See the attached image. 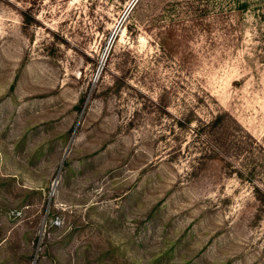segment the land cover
I'll return each instance as SVG.
<instances>
[{"label": "rangeland", "instance_id": "rangeland-1", "mask_svg": "<svg viewBox=\"0 0 264 264\" xmlns=\"http://www.w3.org/2000/svg\"><path fill=\"white\" fill-rule=\"evenodd\" d=\"M255 184L264 0H0V264H264Z\"/></svg>", "mask_w": 264, "mask_h": 264}, {"label": "trees", "instance_id": "trees-1", "mask_svg": "<svg viewBox=\"0 0 264 264\" xmlns=\"http://www.w3.org/2000/svg\"><path fill=\"white\" fill-rule=\"evenodd\" d=\"M23 15L25 17V21L29 22L27 13L23 12ZM227 117L232 119L230 114L227 111H224L218 112L210 120H202L200 118H196L199 121V124L196 127L197 134H199L200 137H203V140L206 142L208 147H211L209 149H212L216 155H220V153H222L223 151H230L232 149L234 150V147H236L239 154L237 153L235 156H233L234 158L240 157V159H242L241 157H245L246 153H249L250 155L252 153L257 154L255 155V157L257 158L258 153L263 150V147L261 145H258L259 143L250 134L247 136L237 135L236 131L232 130L231 126L229 125ZM194 120L195 118L193 114H187L184 118H182V120L179 121V124L182 126L189 125ZM233 121L235 120L233 119ZM254 144L257 148H254ZM255 149H258V151L254 152ZM247 170L248 169H245V166L236 168V172L238 173V175L242 178H245V176L249 173L250 175H253L256 167H252L251 169H249V171ZM254 188L256 190V193H258V199L264 202V198H261V196L264 195L263 188L258 184H255Z\"/></svg>", "mask_w": 264, "mask_h": 264}]
</instances>
